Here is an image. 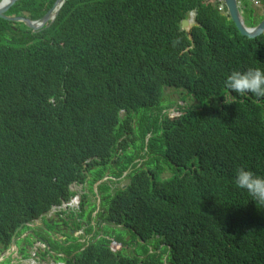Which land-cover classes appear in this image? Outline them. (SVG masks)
<instances>
[{
    "label": "trees",
    "instance_id": "16d2710c",
    "mask_svg": "<svg viewBox=\"0 0 264 264\" xmlns=\"http://www.w3.org/2000/svg\"><path fill=\"white\" fill-rule=\"evenodd\" d=\"M55 2L4 13L37 19ZM226 15L207 0H67L36 33L0 18V255L24 223L70 208L89 218L92 182L130 171L116 196L99 186L90 244L52 243L76 253L50 264H264V208L232 183L238 167L264 177V98L217 106L228 74L263 69L264 34L241 36ZM172 88L199 104L164 103ZM154 234L152 254L136 239Z\"/></svg>",
    "mask_w": 264,
    "mask_h": 264
},
{
    "label": "clouds",
    "instance_id": "9594fccd",
    "mask_svg": "<svg viewBox=\"0 0 264 264\" xmlns=\"http://www.w3.org/2000/svg\"><path fill=\"white\" fill-rule=\"evenodd\" d=\"M207 1H212L214 3L215 8L217 10H223L227 14V11L225 10V8L223 6L222 0H207ZM262 1L263 0H252V1H250V0H237V4L239 6L240 15H241V17L243 19V22H244V25H245L246 29H248V30L254 29L264 19V4H263ZM56 2H57V0H56ZM65 3H66V1H65ZM63 5H62V7H63ZM247 7H248V9H247ZM247 10H251V20H255L257 18L259 19V23L256 24V26L255 25L254 26H248V23H247V21L245 19V16L243 15V12H245ZM20 19H22V18H20ZM24 19H27V18H24ZM37 19H39V18H37ZM227 19H228V17H227ZM228 20L230 21V19H228ZM35 27H32V32L33 33L37 32L35 30ZM260 66L264 69V62H262V64ZM263 69L261 70L259 67H254V68H248V69H246L244 71H232L230 74H228L227 77L224 80V88H222L220 93H219V95L223 96V99H221L218 102L217 106L220 107L224 102L233 101L234 100L233 93L237 94V96H246L248 94H251L252 96L256 97L257 99L264 98V70ZM170 90H175V89L172 88ZM179 90L180 91H184V89H179ZM188 96H190L192 98V100H194L196 102V100L194 99L193 95H188ZM197 102H199V101H197ZM121 114L125 115V112L124 111H120L118 113L119 116H121ZM128 149L131 150V147H128ZM116 152H118V155L115 157L114 154ZM120 153H121V149H119V150L118 149L117 150L114 149L113 152H112V156L117 158L120 155ZM97 161H99V159H97ZM165 168L166 167H164V169ZM164 169H163V173L160 175V178H165L167 176H172L171 169L166 168L167 171H169V173H165ZM130 173H131L130 171H126V172L121 173V176L115 177V176L111 175L110 171H107L105 173V176L103 177V179H101L99 181H96V182H92L91 189H92V186H93V189H92V191H90V189L88 191V194L89 193L93 194V198L90 199V200L94 201L93 199L95 197L96 201L100 205V199H101L102 191L99 190V186H103V187L108 189L107 192H106V194L108 196H111V195H115L116 196L120 191L125 190L129 186V185H126V183L130 180V177H129ZM120 179H124V180H122V182L118 183V186L116 188L113 189L111 187V185H109L110 181L113 180V181L117 182V180H120ZM102 180H104V182L101 183L100 181H102ZM232 183H233V185L236 188L244 190L248 194V196L251 197V200H252V202L254 203L255 206H259L260 208H264V177L258 176V175L254 174L252 171H250V170H248L246 168L238 167V168H236V170L234 172V175H233V178H232ZM122 186H125V188L122 189ZM95 210H96V213H95V216H96L98 211H99V209L96 207ZM80 215H81V211L79 209L70 208V209H67L64 213H61V214L46 215L39 221L38 224H26V223H24L23 225H21L19 227L20 230L17 229L18 230L17 233H16L17 230L15 231L16 234L14 233L13 237H20L21 238L24 235H27V237L25 239L18 240L15 243V249H11V247H10L11 243H10L9 248L4 253H2L0 255V259L5 261L6 258L7 259L13 258L14 255H16L18 253L20 254V252H23L24 251V247L26 245L19 246V242H21V243L25 242L26 243V240H28V241L30 240V242L31 241L35 242L31 247H35L36 249H39V247H41L43 249V251L47 253V258L46 259H42L40 256L37 258L35 256L37 255V253L39 255L41 254L40 250L33 249V251H35V254H36L33 257V259L36 261L37 264H50L51 263V259H54V258H66V259H69V257L72 254L74 255V253H76V252H72L68 257H66L65 254L60 251V249H56L55 248V250H54L55 243H58V244H60L62 246H68L70 244H72V245L83 244L84 247H86V246H88L90 244L89 241L92 239L94 233L96 232L97 222H98L99 218L96 217L97 218V222L95 223V227L93 226V227H91V229H89V228L86 229V225H88V221H85L84 218L87 217V216L81 217ZM90 215H92V213ZM90 217L89 218L87 217V218L90 219ZM59 220H62L63 223H61ZM92 222H94L93 219H92ZM58 223H60L63 226L62 230H59L58 227L55 228V226L53 225V224H58ZM105 226H107V224L105 222H102L100 224V228H101L100 234H103L101 231H102V227L104 228ZM23 228H24V230H23ZM51 228L52 229H56L57 231L55 233H51V235L49 236L48 231ZM113 229L116 232H118L119 229H121V231H122L121 234H123V231H124L123 225H117ZM82 230H84V232L88 231V230H91V232L88 233V234L84 233L82 235L81 234ZM36 232H39L40 234H42V236L40 237L39 241H34L32 239V236L36 235ZM18 233H20V234H18ZM77 233H79V235H77ZM118 233H120V232H118ZM53 234L54 235L55 234H59L60 238H59V240L57 239L56 241H53L54 242L53 243L54 247H50V246H52V244H50L49 241H51L52 238L56 239V237H54ZM62 234H64L63 236H66V235L67 236H70V235L72 236L74 234V236H72V237H78V236L82 235L83 238H82V240L77 241L75 243L65 244V243H67V240H66L67 237L64 238L63 240H61V238H62L61 235ZM90 235H92V236H90ZM87 237H89L90 239L87 238ZM124 239L127 242L125 250L128 251V253L131 250L132 255H133L136 243L134 241H131L129 236H125ZM161 239H163V236H159V235L154 234L148 240H141L139 238H137L136 240L140 244L147 245L150 253L153 254L155 252L159 253V250L153 252V245L157 241H159ZM43 241H46V243L48 244V247H46V245H45V243H43ZM39 242H41L43 244V246H41L39 244ZM28 249L29 248L27 246L26 250L28 251ZM169 249H170V247H169ZM30 253H27L26 255H29ZM124 254H126L127 256H130V257L132 256L130 254L125 253V251H124ZM168 258H169V255L167 253L165 255H163L162 260H163L164 264H170V261L168 260ZM21 260L22 259H20L19 261H21ZM12 262L13 261H8L7 264L12 263ZM18 262L14 261V263H16V264Z\"/></svg>",
    "mask_w": 264,
    "mask_h": 264
},
{
    "label": "water",
    "instance_id": "95a60500",
    "mask_svg": "<svg viewBox=\"0 0 264 264\" xmlns=\"http://www.w3.org/2000/svg\"><path fill=\"white\" fill-rule=\"evenodd\" d=\"M21 0H0V18L13 23H27L31 27H35L38 25L45 24L43 29L49 27L55 20L57 14L59 13V10L61 9L62 5L67 0H57V2L52 6L51 9H49L45 15L39 19H18L15 17H11L10 15L4 13V10L7 8L13 6L16 2ZM223 6L225 10L227 11V17L230 19V21L234 24L235 28L239 32L241 36L247 37L249 39L256 38L264 33V19L252 30L246 29L243 19L240 15L239 6L237 4V0H222ZM164 96V95H163ZM101 183L104 182V180L100 181ZM130 184V180L126 183V185ZM125 186H122V189H124ZM61 223H63L62 220H59ZM20 230V228H18ZM16 231V233L18 232ZM15 233V234H16ZM27 235H24L23 237H12L11 239V249H15V243L20 239H25ZM45 243L46 247H48V244L46 241H43ZM75 254V253H74ZM73 255V254H72ZM71 255V256H72ZM70 256V257H71ZM69 257V258H70Z\"/></svg>",
    "mask_w": 264,
    "mask_h": 264
},
{
    "label": "rangeland",
    "instance_id": "374dc122",
    "mask_svg": "<svg viewBox=\"0 0 264 264\" xmlns=\"http://www.w3.org/2000/svg\"><path fill=\"white\" fill-rule=\"evenodd\" d=\"M182 98H184V102L182 101ZM163 102L164 103H166V102H172L175 106H178V105H183V104H185V103H187L188 105H190V106H195V105H198V103L197 102H195L194 100H192V98L190 97V96H188L187 95V93L185 92V91H180V90H169L168 92H165V94H164V96H163ZM123 116H124V114H121V116H120V118H123ZM137 120V119H136ZM131 147V150H133L135 147L133 146V145H131L130 146ZM136 147H137V144H136ZM138 148V147H137ZM138 151V150H137ZM118 155V152H116L115 154H114V156L116 157ZM142 155V153L141 152H139L138 151V161L140 160V156ZM165 170V173H169V171H167V169L165 168L164 169ZM121 176V175H120ZM122 180H124V179H120V180H117V182L116 183H120V182H122ZM108 185V184H107ZM110 185V184H109ZM92 189H93V186H92ZM94 201H95V203L96 204H94L95 205V209H96V207L99 209V203L96 201V198L94 197V199H93ZM95 213H96V210H93L92 211V215H91V217H90V219H91V221H92V219H93V221L94 222H92V225H94V227H95V224L94 223H96L97 222V218H96V216H95ZM86 218L87 217H85L84 219L86 220ZM96 219V220H95ZM87 228H89V229H91L90 228V226H89V221H88V225H86V229ZM57 230L56 229H50L49 231H48V234H49V236L51 235V233H55ZM80 232V231H79ZM118 232H120V233H122V231H121V229H119V231ZM64 234H62L61 236H62V238H61V240H63L64 238H66V240H67V243H65V244H68V243H75V242H77V241H80V240H82V238H83V236L82 235H80V236H78V237H72V236H74V234L71 236H63ZM42 236V234H40L39 232H36V235H34V236H32V239L34 240V241H39L40 240V237ZM47 236V235H46ZM53 236L54 237H56V239H58L59 240V238H60V236H59V234H53ZM90 236H92V235H90ZM89 236V237H90ZM101 236H103L102 234H99V236H98V238L99 237H101ZM89 237H87V238H89ZM90 239V238H89ZM35 242H33V241H31L30 242V240L28 241V240H26V243L24 242V243H21V242H19V246H23V245H26L25 247H24V251L23 252H20V254L18 253V254H16V255H14V257L13 258H9V259H7L6 258V260L3 262V263H0V264H7V262L8 261H16V262H18L20 259H22L23 257H25V255L27 254V253H30V252H32L33 251V249H36L35 247H31L33 244H34ZM28 246V251L26 250V247ZM31 247V248H30ZM50 247H52V246H50ZM36 250H40V255L37 253V255L35 256V257H41L42 259H46L47 258V253L46 252H44L43 251V249L41 248V247H39V249H36ZM124 251H125V253H127V254H130V255H132V252H131V250L129 251V253H128V251H126L125 249H124Z\"/></svg>",
    "mask_w": 264,
    "mask_h": 264
},
{
    "label": "flooded vegetation",
    "instance_id": "af4514ba",
    "mask_svg": "<svg viewBox=\"0 0 264 264\" xmlns=\"http://www.w3.org/2000/svg\"><path fill=\"white\" fill-rule=\"evenodd\" d=\"M85 221H89V226H90V228L94 226V225H92V221H91V219L86 218ZM94 224H95V223H94ZM53 225L55 226V228L58 227L59 230H62V229H63V226H62L60 223H58V224H53ZM84 233H85L84 230H82L81 234L83 235ZM77 235H79V233H77ZM56 240H57V239L52 238V240L49 241V243L52 244V243H54L53 241H56ZM3 261H4V260L0 259V263H2ZM9 264H16V263L12 262V263H9Z\"/></svg>",
    "mask_w": 264,
    "mask_h": 264
},
{
    "label": "built area",
    "instance_id": "2783aa9c",
    "mask_svg": "<svg viewBox=\"0 0 264 264\" xmlns=\"http://www.w3.org/2000/svg\"><path fill=\"white\" fill-rule=\"evenodd\" d=\"M250 1H252V0H250Z\"/></svg>",
    "mask_w": 264,
    "mask_h": 264
}]
</instances>
